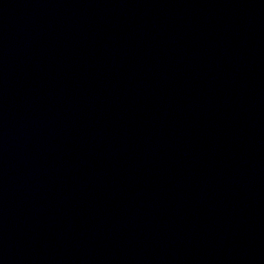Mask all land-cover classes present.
Listing matches in <instances>:
<instances>
[{
	"label": "water",
	"instance_id": "95a60500",
	"mask_svg": "<svg viewBox=\"0 0 264 264\" xmlns=\"http://www.w3.org/2000/svg\"><path fill=\"white\" fill-rule=\"evenodd\" d=\"M0 264H264V0H0Z\"/></svg>",
	"mask_w": 264,
	"mask_h": 264
}]
</instances>
